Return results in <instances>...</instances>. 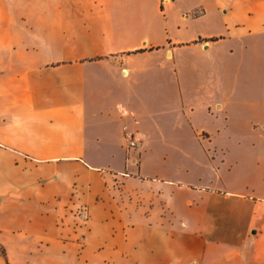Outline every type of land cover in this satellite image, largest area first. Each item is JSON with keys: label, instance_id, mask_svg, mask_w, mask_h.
Returning <instances> with one entry per match:
<instances>
[{"label": "crops", "instance_id": "0c3cea01", "mask_svg": "<svg viewBox=\"0 0 264 264\" xmlns=\"http://www.w3.org/2000/svg\"><path fill=\"white\" fill-rule=\"evenodd\" d=\"M177 1L0 0V264H264V135L215 178L168 152L229 138L264 19Z\"/></svg>", "mask_w": 264, "mask_h": 264}, {"label": "rangeland", "instance_id": "374dc122", "mask_svg": "<svg viewBox=\"0 0 264 264\" xmlns=\"http://www.w3.org/2000/svg\"><path fill=\"white\" fill-rule=\"evenodd\" d=\"M169 1V0H162ZM202 0H178L177 5L182 9L194 8L201 5ZM231 10L238 17H256L264 19V0H232ZM229 0H223L228 3ZM206 6L215 11L218 0H207ZM250 8V9H249ZM198 8L196 14L201 13ZM179 16L178 14H175ZM259 24H262L259 22ZM247 36L244 40L248 50L244 59H234L227 77L230 91L233 94L232 106L229 109V138L219 140L215 144L206 141L193 142L185 151L193 159L182 158L176 155L175 148H168V152L184 161L181 166L190 171L192 176L199 175L206 178H215L214 166H221L222 162H232L239 158L255 157L258 146L264 135V30ZM239 44V42H235ZM258 46V47H257ZM253 47H256L254 49ZM157 106L152 105V110ZM137 149V148H136ZM183 159V160H182ZM65 217L87 227L91 219L90 208L86 204L71 203L66 205ZM64 219V217L62 218ZM74 223V224H75Z\"/></svg>", "mask_w": 264, "mask_h": 264}, {"label": "built area", "instance_id": "2783aa9c", "mask_svg": "<svg viewBox=\"0 0 264 264\" xmlns=\"http://www.w3.org/2000/svg\"><path fill=\"white\" fill-rule=\"evenodd\" d=\"M128 142L131 148H134L136 146V141L134 140V137L132 134H128Z\"/></svg>", "mask_w": 264, "mask_h": 264}, {"label": "trees", "instance_id": "16d2710c", "mask_svg": "<svg viewBox=\"0 0 264 264\" xmlns=\"http://www.w3.org/2000/svg\"><path fill=\"white\" fill-rule=\"evenodd\" d=\"M0 250L2 251L3 254H5L4 250L2 248H0Z\"/></svg>", "mask_w": 264, "mask_h": 264}]
</instances>
